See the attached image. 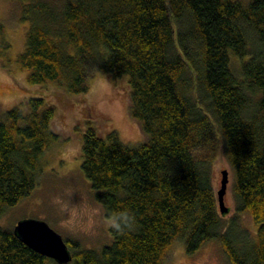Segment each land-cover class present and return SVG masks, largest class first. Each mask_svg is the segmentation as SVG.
Instances as JSON below:
<instances>
[{
    "label": "trees",
    "instance_id": "16d2710c",
    "mask_svg": "<svg viewBox=\"0 0 264 264\" xmlns=\"http://www.w3.org/2000/svg\"><path fill=\"white\" fill-rule=\"evenodd\" d=\"M23 1L27 82L83 94L94 71L127 76L144 135L128 146L88 123L80 168L104 216L127 212L131 223L112 227L99 250L65 240L72 264H161L175 242L191 254L213 239L229 264H264V0ZM54 115L38 96L0 112V217L34 187L58 139ZM219 148L232 176L229 219L212 181ZM0 264L60 263L0 227Z\"/></svg>",
    "mask_w": 264,
    "mask_h": 264
},
{
    "label": "rangeland",
    "instance_id": "374dc122",
    "mask_svg": "<svg viewBox=\"0 0 264 264\" xmlns=\"http://www.w3.org/2000/svg\"><path fill=\"white\" fill-rule=\"evenodd\" d=\"M240 1L246 5L250 0ZM25 4L23 0H0V112L30 97H42L55 107L50 125L58 139L41 156L34 187L26 197L6 209L0 217V227L10 230L21 219H39L45 221L63 240L78 242L80 248L99 250L111 242L112 218L104 216L100 203L95 199L96 190L80 168L82 135L89 123L104 139L114 131L124 145L137 146L143 141L140 125L129 112L127 76L114 82L107 74L94 71L88 80V90L83 94L64 93L53 83H28L27 72L19 68L17 61L24 50L25 33L30 25L21 19ZM230 63L233 73L240 76L239 69L236 70V56H230ZM55 91L62 92L65 98L58 99ZM82 100L89 105L82 107ZM222 169L228 170L224 202L229 212L224 219H229L233 213L232 176L219 148L212 166L216 191L220 187ZM245 223L252 227L247 218ZM161 264L229 263L220 243L213 239L191 254L185 252L182 242H175Z\"/></svg>",
    "mask_w": 264,
    "mask_h": 264
},
{
    "label": "water",
    "instance_id": "95a60500",
    "mask_svg": "<svg viewBox=\"0 0 264 264\" xmlns=\"http://www.w3.org/2000/svg\"><path fill=\"white\" fill-rule=\"evenodd\" d=\"M227 182L228 170L222 169L220 187L216 192L218 209L221 215L229 212V207L224 202ZM12 231L29 248L41 255L54 259L57 263L65 264L72 258L65 240L43 220L34 218L21 219L15 223Z\"/></svg>",
    "mask_w": 264,
    "mask_h": 264
},
{
    "label": "clouds",
    "instance_id": "9594fccd",
    "mask_svg": "<svg viewBox=\"0 0 264 264\" xmlns=\"http://www.w3.org/2000/svg\"><path fill=\"white\" fill-rule=\"evenodd\" d=\"M112 227L115 229H122L123 227H129L131 223V215L127 212H120L114 214L110 221Z\"/></svg>",
    "mask_w": 264,
    "mask_h": 264
}]
</instances>
